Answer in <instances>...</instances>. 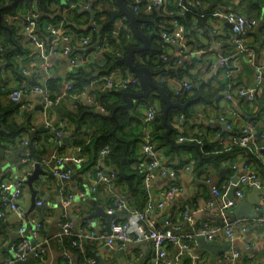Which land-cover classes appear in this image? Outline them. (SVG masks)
Returning <instances> with one entry per match:
<instances>
[{
    "label": "crops",
    "instance_id": "crops-1",
    "mask_svg": "<svg viewBox=\"0 0 264 264\" xmlns=\"http://www.w3.org/2000/svg\"><path fill=\"white\" fill-rule=\"evenodd\" d=\"M55 1L56 4L52 3L48 8L50 18L54 20L60 17H68V19H70L68 23L71 28L66 31L70 33L69 36L73 39L85 37V32L92 23L90 22L92 18L91 15L81 8L70 9V7L74 5L73 3L75 0ZM88 1L92 4L93 12L95 13L107 14L113 13L117 10V7L115 8L109 3L106 4L101 2L95 6V0ZM173 1L175 2V0H168L166 7H168V5H173ZM257 1L261 8L260 14L256 11L257 9H252V0H233V5L235 7L230 9L254 20L255 26L246 41L248 44H246L250 45L249 47L255 50L258 60L264 62V0ZM218 2L219 0H212L210 1L209 6H215ZM10 3L11 2L7 0L6 6ZM219 8L224 10L227 9L226 7ZM15 9V15L6 16L5 22L17 29L16 35H21L23 37V40L21 41L23 44L21 49L23 51L21 54H18V56L13 58V63H7L9 65L0 69V71L2 70L0 72V81L3 80L9 88L15 90L24 89L29 83L44 86L46 85V81L56 80L61 83V93L67 82L72 83L69 77L73 72L77 71L78 67H73L67 57L52 56L51 42L46 43L44 36H42L46 34L45 30H47L48 25H51V20H42L40 23L42 24L41 27L38 23L36 30L32 34L37 40L42 39L45 42L43 43V46L36 41H33L31 36L25 33V24L29 15L32 12H39L36 1L33 2L32 5H18ZM140 9H142V7H140ZM75 14H79L78 17H76ZM134 14L136 15V13ZM123 25V19L117 21L114 34L115 38L116 36H119ZM196 25L197 20L193 18V30L189 31L184 25L185 36L184 39L180 41V44H169L163 49L164 53L170 55L172 58L181 50L184 55H187L188 57H183L184 64L182 65V71L184 77L179 79L177 77H171L170 75L169 77L164 78L163 82H167L168 89L172 94L182 87L184 81L189 82L195 89H200V86L198 85L204 83V92L208 93L212 99L207 101L203 96H197L193 92L186 95L184 91L180 97L175 98L176 101H182V103L192 101V104L186 109V111L190 112L192 116L188 118L184 117V120L181 123L180 118L182 115L179 117L178 115H175L174 117L172 125L173 130H177L176 135L178 138L185 136L190 139V143H196V145L201 147L204 140H214V131L218 129L224 130V126L220 122V117L224 114L227 116L228 120L232 122L235 133H238L249 120L256 121L258 124V130L263 131L264 82L259 84L255 81V69L248 64L246 57L238 52L236 45L230 43L232 35L230 24L218 18L210 17L207 19L205 27L197 28ZM174 28L175 27L173 26L172 29ZM39 29L40 32L38 31ZM2 45V39H0V49ZM139 45H141V43ZM82 51H86L84 56L78 55L82 59H85L83 65L79 66V68L88 67L91 69V67L94 66V63L101 59V55L98 54L96 49ZM227 55L230 57L229 67H225L221 64V58ZM138 61H141V59L138 58ZM176 65L179 66L180 64L176 62ZM229 68L233 70V75L230 78L227 75ZM241 86H248L256 89L259 87L262 90V94L259 95V98L255 103H247L238 97H235L233 101H230L224 97L227 92L236 90ZM9 88H7V90ZM98 88V84L95 82L92 83L84 93L81 101L86 102V96L91 95L92 92ZM4 93H6V91L3 92V95L0 98L1 103H3V105H10L11 100L8 95ZM156 93L157 92L152 93V98H154L152 103L155 104L157 111L160 112L162 102L158 99ZM218 94L219 97H216ZM20 104L22 106L21 115H19V113L16 118L19 121L30 120L31 128L28 134H23L15 142L5 141L0 146V183L4 180L15 183V180L21 177L19 175H21L25 169L31 165L33 166L37 162L34 158L31 160L32 151L35 152V149H38L35 156L40 159L43 166H47L51 171L54 169L72 170L75 179H71L68 182H62L57 177V180H52L47 177L45 178L44 176L40 178L41 180L35 181L33 184V190L38 193L36 202L29 185H25L24 195L19 206L20 209L24 211L25 215L28 216L29 220L39 221L42 224L41 232L35 240L31 239L30 232L24 235V237L35 242L34 244H48L50 252L46 264H63V250H66L70 254L73 264H83V260L80 259L79 255L71 250L70 246H66L68 242L64 241L61 243L58 240L61 233L60 220L63 218V208L60 203V189L64 187L69 193L75 195V199L69 208L68 216L73 220L74 227L77 230L76 232L82 228H86L89 231L92 230L95 233V236L98 234H108L106 231L108 221L102 217H98L94 220L93 227H87V218L94 213L95 205L108 212L113 204L112 202L120 197L124 200L128 210L132 211L127 206L126 199L127 196L129 198V194L126 191V188L120 184H116V187L114 185L112 188L108 185L100 184L97 186V191L95 193L86 197H81L79 195L80 192H85L92 186L93 181L95 180L96 169L93 167L91 170L85 171L81 174L80 177L75 174L78 169H73L71 165H76L78 166L77 168H79L81 163L78 164L76 161L80 156L81 151L80 149L76 151L73 146L72 132H67L66 135V137L71 139L70 143L64 142L63 139L65 137L60 143H56L53 140L54 131L67 122L68 119L66 115L75 111L76 103L74 101L64 100L57 107L49 109L43 106V101L40 96L27 93ZM149 106V104L138 103L131 111L136 119L131 128L127 130V134L136 132L142 133V137H140L139 141L134 145V153L135 156L139 158V162L132 166V171L136 170L138 163L141 165L140 170L143 172L146 170L147 161L142 151V140L145 132L148 130V125L152 124L151 129L154 130L162 120V116L159 114V119L156 118L154 122L150 124L145 122V116ZM41 109H44V111ZM74 128L75 126L71 127L72 131H74ZM153 130L148 131L153 132ZM33 140L38 141L42 147L40 149L34 148V145L32 146L28 143L34 142ZM177 141L179 142V139ZM26 142L29 145H27ZM175 149L179 150V148ZM245 149L252 153L251 150L246 147L233 148L228 150V153L231 155L228 159L220 161L217 165L212 162L206 163L207 167H203V169L191 173L183 170V167L187 164L186 160L191 156L188 152L179 151L175 153L170 152L168 147L162 148L160 153L163 155L169 167L178 171L177 182L182 186L183 192L179 194L174 201L168 203L162 210H156L152 214L157 227L163 229L167 227V224L184 222L182 220V213L185 210H189L193 213L197 220V224H200L203 221H208L215 227L221 228L223 218L219 211H200L206 205L207 198L212 196V187L217 186L222 188L225 185L228 186L230 184V177L247 174L253 169H258L261 179L264 180V165L261 166L260 169L256 166L255 162V164L251 163V158L249 156L245 157L243 152L240 151ZM234 158L236 161L232 162L231 159ZM59 159L63 161V164L60 167L57 165V160ZM233 164L239 166L237 171H233ZM243 164L250 165L252 170H246ZM102 169L103 172L108 174L115 172L116 166L111 164V162H106L102 165ZM220 169H227V175L219 176ZM206 180H210V183L208 184ZM172 183L173 180L168 177H156L152 181L150 188V196L153 202H160L162 191L169 188ZM41 192L44 194L42 195ZM251 192L252 190L248 189L245 191V200ZM259 198L263 205L256 206L255 209L258 213L264 215V195ZM37 203H42L43 205H41L42 209L40 212L33 210V206L35 205L37 207ZM132 204L133 206H136L135 202H132ZM230 213L236 218L233 211H230ZM127 217L128 214H122L121 212L118 214L120 220H124ZM3 220L4 225L0 228V235H2L0 237V252L4 264H44L35 258H29L27 263H20L14 259L12 244L22 239V235L19 233L21 222L14 213L10 212L6 213V218ZM183 227L185 233L191 232L188 223L184 222ZM228 242L230 241L225 237L224 233L220 234L216 241L219 245H226ZM85 246L84 253L79 251L83 256V259L84 256L96 258L98 264L175 263L179 253L178 249L175 247H168L167 258L163 262H158L156 251L149 243H131L124 251L120 248V244H117L114 247H108L104 242L93 237L88 239ZM247 247H250V250H247ZM71 248L74 247L71 245ZM235 249L242 253L239 260L234 263H229L225 260L223 253H219L216 264H264V225L252 228L245 235L238 234L237 239L232 243V246L229 249V253H232ZM196 256H203L205 264H213L210 253L201 250L196 242L192 244L187 255H185L180 261L186 263L187 260L190 259L192 261Z\"/></svg>",
    "mask_w": 264,
    "mask_h": 264
},
{
    "label": "built area",
    "instance_id": "built-area-1",
    "mask_svg": "<svg viewBox=\"0 0 264 264\" xmlns=\"http://www.w3.org/2000/svg\"><path fill=\"white\" fill-rule=\"evenodd\" d=\"M167 1L168 0H129L127 2L132 11L137 14L139 11H141L140 7H142V4L144 6V12L150 13L156 8L165 7ZM77 3H73L74 5H72L70 9L81 8L84 11L92 9V4L88 2V0H78ZM178 7L180 9L179 15H184V13L187 11L191 12V8L201 7V3H185L184 0H179ZM169 15L172 16L173 13L170 12ZM209 16L223 20L232 26L230 43L236 45L238 52L244 55L248 64L255 69V81L259 84L263 83L264 62L259 61L255 50L246 45V41L249 37L248 35L252 32L255 26L254 20L244 17L241 14H237L231 10H224L220 8L210 13ZM39 17V12H32L27 19L24 31L31 36L33 41H36L41 46H43V43L45 42L42 39L37 40L32 36L37 28V19ZM122 19L124 20L122 30H126L127 19ZM172 24L175 28L172 31L163 30L160 34V37L166 44H180V41L183 40L185 36V28L176 20H173ZM88 29L92 34L94 31L99 30V25L96 22H92ZM65 31L66 30L64 29L63 22L59 26H47V32L51 38L52 56L67 57L73 67H79L83 65L84 60L79 55H75L74 46H72L73 38ZM91 40V36L77 39L75 42V47H79L81 51L87 50L89 48H92L93 50L96 49L98 54L101 56L104 53L110 51V45L108 42H106L107 40L102 41L99 39L94 44H92ZM184 56H186L185 58H188L187 55H184L183 51L181 50L178 51V53L174 55L173 58L183 60ZM169 57L171 56L165 54L163 58L165 61H168ZM221 64L225 67H229L230 57L223 56L221 58ZM227 75L230 78L233 75V70L229 68ZM157 79L160 82L164 81V78L162 77H158ZM95 83L98 85H104L107 89L118 90H127L140 85L139 79L133 75L129 74L127 77H123L118 72L113 73L111 76L100 77ZM74 86L75 85L73 81L72 83L67 82L61 93L53 95L47 85L36 86L32 83H29L24 89L11 90V92L8 94V97L13 103L19 104L23 100L25 94L32 93L41 97L46 108L52 109L57 107L64 100H71L75 102L82 99L84 94L80 95L76 93ZM191 88V84L184 81L182 87L179 90H176L174 95L180 96L183 91L184 93L189 92ZM261 94L262 90L259 87L256 89L248 86H241L236 90L227 92L224 97L230 101H233L235 97H238L247 103H255ZM86 97L87 103L94 104V98H92L91 95H87ZM19 115H21V112ZM156 117L157 107L152 103L150 104L146 113L145 122L150 124L155 120ZM183 120L184 115L181 116L180 123L183 122ZM220 122L224 126V131L228 134L223 135L221 132H217L215 134L214 141L217 143V147H248L257 157V160L261 161V163L264 165V130H258L257 122L254 120H249L238 133L234 132L233 124L228 120L225 114L220 117ZM61 128L62 126L60 129L54 131L53 140L56 143H60L61 140L67 135V132ZM153 139L152 132L147 130L142 140V151L147 161L144 185L149 195V200L145 209L142 211H129L128 217L124 220H120V218L114 219L111 224L110 234H98L95 236V233L92 230H90V232L86 228H82L76 232L77 230L74 227L73 220L68 216V211L75 199V195L69 193L67 189L62 187L60 189V203L63 208V218L60 220L61 233L58 238L59 242L63 243L66 238H70L71 245L82 253L85 252V245L88 239L93 237L101 240L108 247H114L115 245L120 244V248L124 251L131 243H149L156 251L158 262H163L167 258V249L168 247L172 246L178 249L179 253L175 263L167 262L166 264H185L180 260H182V258L187 255V252L190 250L192 244L195 243V237L197 236H202L209 242H216L220 234L224 233L225 237L231 243H233L237 239L238 234L245 235L252 228L264 225V215L256 218H235L233 220L229 219L227 216L228 212L233 211L241 202L245 200V191L247 189H264V180L261 179L258 169L252 170L250 165L243 164L246 170L249 171L251 169L252 171H249L247 174L239 175L238 183L235 184L237 188L234 191V197L232 199L228 197V192L234 185L230 179V184L228 186L225 185L222 188L217 186L212 187V196L206 201V205L200 210L201 212L219 211L224 223L221 228L215 227L208 221H203L200 224H197V220L195 219L193 213H191L189 210H185L182 213V220L189 224L191 232H184V222L167 224V227L163 229L158 228L156 221L152 217V214L156 210H162L168 203L174 201L175 198L183 192V188L177 182L178 171L169 167ZM189 142H191L190 139L185 136L179 138L180 144ZM26 144L29 145L27 142ZM37 147L38 143H34V148ZM110 152V146H106L100 151L97 164L95 165V180L87 191L79 193L81 197H86L95 193L97 191V186L100 184L108 185L111 188L114 187V183L117 179L116 173L111 172L106 174L102 169V165L105 163V160L107 159ZM76 162L80 164L83 162V160L77 159ZM62 164V160H57V165L59 167ZM195 165L196 161L193 158H190L187 161V164H185L183 167V170L185 172L194 173ZM140 167L141 165L138 164L137 168L140 169ZM232 169L233 171H237L239 166L237 164H233ZM52 172L62 182H68L74 176V172L70 169H54ZM156 177H168L173 180V183L170 185V187L162 191L161 200L158 203L153 202L150 196L151 183ZM206 182L209 184L210 180H206ZM25 185L26 177L24 176L16 179L15 183L8 180H4L0 183V218L5 219L6 213L10 212L14 213L22 223L19 228V233L22 235V239L12 244L14 259L20 263H27L29 258H35L41 263L46 264L50 252L48 244H34L29 238L27 239L24 237L25 233L29 229V226L32 227L31 230H29L30 237L34 240L39 236V233L42 229V224L39 221L29 220L24 211L20 209L19 203L23 198ZM112 203V206L108 210L109 214L118 215L126 207L124 200H122L120 197L116 198ZM41 205L42 203H37V207ZM86 222L87 227H93V220H87ZM247 250H250V247H247ZM223 255L226 261L229 263H234L241 258L242 253L235 249L232 253ZM62 258L63 264H73L72 257L66 250H63ZM204 262L203 256H196L192 259L190 264H205ZM0 264H4L1 252ZM84 264H98V262L96 259L88 257L86 258Z\"/></svg>",
    "mask_w": 264,
    "mask_h": 264
},
{
    "label": "trees",
    "instance_id": "trees-1",
    "mask_svg": "<svg viewBox=\"0 0 264 264\" xmlns=\"http://www.w3.org/2000/svg\"><path fill=\"white\" fill-rule=\"evenodd\" d=\"M37 2L39 14L43 17V20L50 21L51 25L59 26L62 22L64 23V29H70L68 17L66 18H50V13L48 8L52 3L56 4L55 0H24L20 5H32L33 2ZM87 1V0H86ZM129 1V0H128ZM210 1L212 0H184L185 3H195L200 2L201 7L191 8V12H185L184 15H179V0L173 1V5H168V7L156 8L150 13L144 12V6L142 4V9L139 11L136 16L139 19V28L140 30L150 37L151 49L145 53H141L136 55V65L137 66H145L157 74L158 77L166 78L171 75V77H177L182 79L184 77L182 71V65L184 64L181 59H174L169 57L168 61L164 60V50L167 45L160 37V34L163 30L172 31L173 24L172 21L176 20L183 26L185 25L189 31L193 29V18L197 20V28H203L206 26L207 19L210 18V13L214 12L219 7L227 8L225 10H231L230 8H234L233 0H219L215 6H209ZM252 9L257 12H261L260 4L257 0H252ZM7 0H0V9L6 6ZM78 0H75L74 3H77ZM89 2V1H88ZM101 2L106 4H112L113 7H117L116 0L109 1H96L95 6L100 4ZM78 4V3H77ZM208 4V6H207ZM219 4V5H218ZM221 4V5H220ZM94 6V7H95ZM93 10V7H92ZM233 11V10H231ZM77 12V11H75ZM170 12L173 13L170 16ZM235 12V11H233ZM16 9H8L2 12L3 17V26L0 27V39H2V47L0 49V69L4 68L7 63H13V58L18 56V54L22 53V40L23 37L17 34V29L12 27L5 22L6 16L15 15ZM237 13V12H235ZM113 13H95V17L91 18L90 22H96L101 30H96L94 33H90L89 29L85 32V37L91 36V42L94 44L97 40H102L109 43L110 51L104 53L101 56V59L94 63V66L89 69L88 67H78L76 72H73L69 79L74 82L75 92L78 94H84L89 86L98 81L100 77L111 76L113 73L118 72L123 77H127L129 75L127 65L122 62V58L129 53V51L140 44V42L134 37L132 30L129 26L128 21H126V30L120 31L118 37L115 38V24L111 23ZM239 14V13H237ZM79 14H75L78 17ZM242 15V14H241ZM40 27L42 24H39ZM40 32V29L38 30ZM37 31V32H38ZM46 31V34L42 35L45 38V42H51L49 38V33ZM67 32V31H66ZM69 35L70 33L67 32ZM251 33L248 35L250 36ZM77 39H73L72 46H74L75 55H83L84 51H81L79 47H75V42ZM91 44V45H92ZM248 44V43H247ZM246 44V45H247ZM248 47L250 45H247ZM77 49V50H76ZM228 56V55H227ZM138 58L141 61H138ZM85 58H83L84 60ZM176 62L180 65L177 66ZM2 71V70H1ZM0 71V72H1ZM170 73V74H169ZM167 82H161L160 84L163 86L165 93L169 100L174 102L175 98L180 96H175L172 94L169 89ZM33 84V83H32ZM48 88L51 90L53 95H57L61 91V83L56 80H48L45 83ZM34 85V84H33ZM42 86V85H36ZM189 92H185L186 95L191 92L196 94L197 96H203V98L207 101H210L212 97L204 92L203 86L204 83L198 85L200 89H195L193 85ZM8 85L3 80L0 81V98L4 94H9L11 92V88L7 90ZM141 90L140 85L137 87H132L127 90H118V89H107L104 85H99L98 89H95L91 97L94 98V104H89L87 102L75 101L76 109L73 113H68L67 122L62 125V128L66 132H72L71 136L73 137V146L76 149H80V156L78 159H82L83 162L77 168L75 174L80 177L85 171L91 170V168L95 167L97 164L100 151L106 147L110 146L111 152L108 155L106 162H111V164L116 166L115 173L117 175V179L114 183L120 184L124 188H126L127 193L129 194V198L127 196V206L132 211H142L145 209L146 204L149 200L148 191L144 185V178L146 172L140 170L136 167V170H131L132 166L139 162V158L135 156L134 153V145L139 141V138L142 137V133H129L127 134V130L131 128V126L135 123V117L132 115L131 111L116 110L120 105L123 104V93L124 92H139ZM220 94V93H219ZM219 94L216 97H219ZM158 97V96H157ZM158 99L162 102L160 97ZM153 98H148L142 100L141 104H152ZM182 102V101H181ZM161 111H157V116L160 114L162 116L165 108V104L162 102ZM22 106L21 104L10 102V105H3L0 100V146L5 141L15 142L19 137L23 134H28L31 124L30 120L28 121H19L17 120V115L21 112ZM102 110L106 114V116L95 114V111ZM116 110V112H115ZM115 112V117L113 118L111 115ZM175 115H184V117L188 118L191 115L190 112L184 114L179 109L171 110L167 117V124L173 128V121ZM160 116V117H161ZM154 122V121H153ZM256 122V121H255ZM152 123V122H151ZM75 126L74 131H72L71 127ZM60 129V127H59ZM116 130V134L113 135L112 131ZM167 127L164 122L161 120L158 126L153 130V141L156 144L157 148L161 150L162 148L168 147L170 152H191L192 158L196 161V165L194 171H198L205 167L206 163H214L217 165L220 161L228 159L231 157L228 150L233 148H239L238 146H230L228 148H219L217 147V143L211 139L204 140L203 145L201 147L196 145V143H185L188 145L186 147H182L179 150L170 146V143L167 141L165 132ZM217 132H221L223 135H227L228 133L224 130L218 129L214 131L213 134ZM177 130L174 129L170 135L172 139L177 141L179 138L176 135ZM35 143L38 141L33 140ZM34 142H28L32 146ZM39 142L38 147L41 148ZM248 148V147H247ZM249 149V148H248ZM38 149H35V153ZM238 151V150H237ZM246 156H249L250 162L258 166L261 169L263 163L257 160V157L254 153H250L247 149L240 150ZM38 153V152H37ZM237 153V152H236ZM247 154V155H246ZM126 156V159L123 160ZM188 161V160H187ZM232 162H235L236 159H231ZM255 162V163H254ZM104 163V164H105ZM139 164V163H138ZM77 177V178H78ZM126 182V183H125ZM210 197L207 198V200ZM132 202L136 203V206H133ZM141 208V209H137ZM229 219H235L233 214L230 212L227 213ZM28 217V216H27ZM4 220L0 218V228L3 227ZM22 225V223H20ZM224 223H222L223 226ZM20 225V226H21ZM2 235H0L1 237ZM68 242L66 246H70V249L76 252L80 259L83 260V264L86 261L87 256H83L80 254L79 250L76 248H71V239L66 238L64 240ZM86 248V246H85ZM96 259V258H94ZM191 260H187L185 264H190Z\"/></svg>",
    "mask_w": 264,
    "mask_h": 264
},
{
    "label": "water",
    "instance_id": "water-1",
    "mask_svg": "<svg viewBox=\"0 0 264 264\" xmlns=\"http://www.w3.org/2000/svg\"><path fill=\"white\" fill-rule=\"evenodd\" d=\"M8 1H10L11 3L7 6H5L3 9H0V26H2V17H1L2 11L8 10V9H10V10L15 9L24 0H8ZM127 1L128 0H116L117 11L113 12L112 18H111V23L115 24V26H116L118 20H120L122 18H126L128 23H129V26L132 30L134 37L141 43V45L133 47L129 51V53L122 58V62H124L128 67L129 74H131L134 77H136L137 79H139L140 85H141V90L139 92H124L123 93V104L120 105L116 110L121 109V110H126V111H132L138 103H140L144 99L151 98L152 93L157 92L156 95L158 97H160L162 102L165 104L164 112H163V115L161 118H162L165 126L167 127V131L165 133L167 141L171 144L172 147L177 148V149L182 148V147H186L188 145L180 144L178 141H175L174 139H172L170 137V135L173 131V128L167 124V117H168L169 112L171 110H174V109H179L183 113H186V109L192 104V101L182 103L181 101L180 102H174V101L169 100L167 97V94L165 93L163 86L160 84V82L157 79V74H155L153 71H151L149 68H147L145 66H137L136 65V61H135L136 55L149 51L151 49V42H150V37L140 30L139 25H138L139 19L133 13L131 8L128 6ZM85 12L89 13L92 18L95 17V12H93L92 9L85 11ZM244 17H246V16H244ZM42 20H43L42 16H40L37 19L39 24L42 22ZM230 27H232V26L230 25ZM99 30H101L100 26H99ZM95 48H96V46H95ZM88 50H93V49L89 48V49H87V51ZM43 106L45 107L44 103H43ZM41 110L44 111V109H41ZM116 110H115V112H116ZM115 112L111 115L113 118L115 117ZM95 114L106 116V114L104 112H102V110H100V109L98 111H95ZM156 118L159 119L158 116ZM112 134L115 135L116 130H113ZM63 140L65 143L71 142V139L68 137H65ZM31 156H32L31 160L34 158V159H36L37 162L33 166L31 165L30 167L25 169L23 171V173H21V175H19V176L26 177V185H29L30 189L32 190L33 197H34V200L36 202V198L38 196V193L33 190L34 182L41 180L40 178H42V176H44L45 178L47 177V178L52 179V180H57V178L53 174L51 169H49L47 166L46 167L43 166L40 159L35 156L34 151H32ZM125 159H126V156L123 160H125ZM71 167L73 169H77L78 166L71 165ZM225 175H227V169H220L219 170V176H225ZM72 179L74 180L75 176L72 177ZM230 179L234 185L229 190L228 197L230 199H232L234 197V191L237 188L235 186V184L238 183L239 175L234 176L232 178L230 177ZM41 194L43 195L44 193L41 192ZM262 195H264V189L253 188L252 192L247 196V199L245 201L241 202L237 206V208H235L233 210L235 217L237 219H248V218H256V217L263 216V214L258 213L255 209L256 206H262L263 205L262 201L259 198ZM42 206L36 207L34 205L33 210L40 212L42 209ZM121 213L122 214H128L129 213L128 208L125 207L121 211ZM98 217L99 218L102 217L108 221L106 231L108 232V234H110L112 221L114 219L118 218V215L117 214H109L103 208L95 205L94 213H92L90 215V217L87 218V220H93L94 221ZM31 228L32 227L29 226V229L25 233V235L29 232V230H31ZM195 242L197 243V245L199 246V248L201 250L210 253V255L212 256V263L213 264H216L217 256L219 253H223V254L229 253V249L232 246L231 242H228V244H226V245H219L216 242L207 241L202 236L195 237ZM33 243H35V242H33Z\"/></svg>",
    "mask_w": 264,
    "mask_h": 264
},
{
    "label": "rangeland",
    "instance_id": "rangeland-1",
    "mask_svg": "<svg viewBox=\"0 0 264 264\" xmlns=\"http://www.w3.org/2000/svg\"><path fill=\"white\" fill-rule=\"evenodd\" d=\"M153 99H154V98H153ZM151 128H152V124L148 125V130H153V129H151ZM188 154L192 156V153H191V152H188ZM191 156H190V158H192ZM190 158H189V159H190ZM189 159H188V160H189ZM186 161H187V160H186ZM205 167H207V165H205Z\"/></svg>",
    "mask_w": 264,
    "mask_h": 264
}]
</instances>
